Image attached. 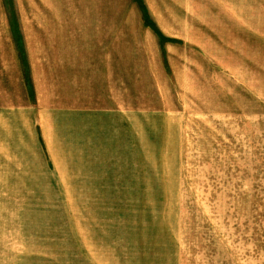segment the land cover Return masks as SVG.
I'll return each instance as SVG.
<instances>
[{
  "label": "rangeland",
  "instance_id": "374dc122",
  "mask_svg": "<svg viewBox=\"0 0 264 264\" xmlns=\"http://www.w3.org/2000/svg\"><path fill=\"white\" fill-rule=\"evenodd\" d=\"M0 264H264V0H0Z\"/></svg>",
  "mask_w": 264,
  "mask_h": 264
}]
</instances>
